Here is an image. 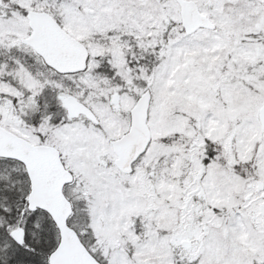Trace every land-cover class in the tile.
Instances as JSON below:
<instances>
[{"label": "snow or ice", "instance_id": "snow-or-ice-1", "mask_svg": "<svg viewBox=\"0 0 264 264\" xmlns=\"http://www.w3.org/2000/svg\"><path fill=\"white\" fill-rule=\"evenodd\" d=\"M0 264H264V0H0Z\"/></svg>", "mask_w": 264, "mask_h": 264}]
</instances>
